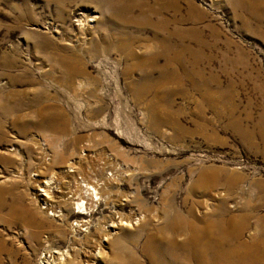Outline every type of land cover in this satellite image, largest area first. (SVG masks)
I'll list each match as a JSON object with an SVG mask.
<instances>
[{"label":"rangeland","instance_id":"374dc122","mask_svg":"<svg viewBox=\"0 0 264 264\" xmlns=\"http://www.w3.org/2000/svg\"><path fill=\"white\" fill-rule=\"evenodd\" d=\"M1 100L0 264L56 250L75 264H154L148 238L167 249L157 240L180 245L186 222L222 216L259 245L264 0H0ZM202 172L215 180L198 191ZM87 186L102 201L80 198ZM78 197L88 229L48 216L81 213ZM119 219L130 226L112 228ZM165 251L157 264H185Z\"/></svg>","mask_w":264,"mask_h":264},{"label":"bare ground","instance_id":"6f19581e","mask_svg":"<svg viewBox=\"0 0 264 264\" xmlns=\"http://www.w3.org/2000/svg\"><path fill=\"white\" fill-rule=\"evenodd\" d=\"M88 22H93V20L88 21ZM88 22H86L85 25L88 26ZM166 55L167 54H165V56ZM177 56H180V55H177ZM177 56L174 60H172L171 58L167 59L166 66L164 68H160L161 74H163L164 71H166L169 67H171L172 63L176 64V65L178 64L177 60L179 61L180 57L178 58ZM5 102H6L5 100L0 101V110L3 109L1 111H4L5 106L7 105V104L4 105ZM7 108H8L7 110H9V107H7ZM6 113L8 114L9 112H6ZM1 128L2 127L0 125V129ZM214 180H215V178H213V177L209 178L207 176L206 172H202L196 181L194 189L198 190V191H204L206 184L208 182H212L211 184L213 185ZM44 183H45V186L47 188H49V186L52 185L51 184L52 182H50L49 180L44 182ZM87 187H89V186H87ZM41 192H44V191H41ZM74 194H76V192ZM82 194H83V196L79 195V197L86 199V201L91 203V205L97 204V202H96L97 200L95 201V199H98V201H102V199H101L102 193H101V191H99V188L94 189L90 186L89 188H86L85 192H83ZM47 195H49V194H47ZM79 197H78L79 201L77 200L78 202L76 201L77 203L76 202L74 203V206L77 207L74 209V211L79 210V211H81V213L71 212L72 210L70 211L69 208L66 207L63 210L64 213L59 215V211L55 212L54 209L52 211L51 206H49V205L46 206V203L44 204L45 207H43L42 210L48 211L50 209L52 211V213L48 214V216H52L56 219L59 218L57 220H59V222H61V223L67 222L68 218L70 216H74V218L79 216V218H78L79 223L76 224V227L78 228V230L80 231L81 228L88 229L90 224H91V221L89 218L90 216L88 214L89 212L88 211L85 212V210H83L84 208L82 209L83 203L80 201L81 199ZM98 197H100V198H98ZM47 199H48V197H47ZM76 199H77V197H76ZM54 201H57V200H54ZM52 202H53V200H52ZM90 207L91 206H89V208ZM82 211L85 213H83ZM90 211H92V210H90ZM189 215L192 216V214L190 212H189ZM30 217H31L32 222L36 226L39 225L38 219L36 217H34L32 215ZM102 220L98 221V224H96L95 226L100 227V224L104 223L103 222L104 220L103 221ZM135 220L137 221L138 218ZM114 223L115 222L113 221V223H111L110 226L112 228L118 230V231H123L125 226H127V227L130 226L129 223L122 222V220L117 222V224H114ZM69 226L70 225L68 223V227ZM246 228H247V223L245 220H243V219H241L239 221H232V219L226 220L225 216L217 218L216 220L202 221L201 226L195 224L192 221H188L184 225V231L187 232V238L183 241L182 244L179 245V244H177L176 241H172V240L167 241V242H164L163 240H157L158 242L164 244L167 247V249H165L164 247L161 248V246L158 247L159 245L157 247H155L154 246L155 238L153 236H151L150 238L147 239V243L145 244L146 245L145 246V254L152 258L154 264H157L158 259H161L159 257H162V258L165 257L162 255L165 250L169 253H173L177 250H182L183 255H184L183 262L185 264H192V263H194V264H264V228L261 230L262 234L259 236V238H257V241L260 242L259 245L258 244L243 245V244H240L239 242L243 238V234H244ZM79 231H77V233ZM100 231L103 232L104 230H100ZM103 234H104V232H103ZM112 234L113 235L115 234L114 236H118L117 232H114ZM104 235H106V234H104ZM113 235H110V236L106 235L107 237L104 236L102 241L105 242V241L110 240ZM118 240H119V238H117V237L112 238V241H114V243L117 242ZM99 251H101V250H99ZM99 251H97V253L95 254V258H103L102 253ZM166 251H165V253H166ZM155 252H156V255L158 257L155 255ZM49 254L50 255L44 260L43 264H75L74 259H72L70 254H68V251L58 252V250H56V251H52V253H49ZM54 256H56V258H54ZM172 258H175V257L172 256ZM177 262H182V260L177 261ZM179 264H182V263H179Z\"/></svg>","mask_w":264,"mask_h":264},{"label":"built area","instance_id":"2783aa9c","mask_svg":"<svg viewBox=\"0 0 264 264\" xmlns=\"http://www.w3.org/2000/svg\"><path fill=\"white\" fill-rule=\"evenodd\" d=\"M82 230V229H81Z\"/></svg>","mask_w":264,"mask_h":264}]
</instances>
